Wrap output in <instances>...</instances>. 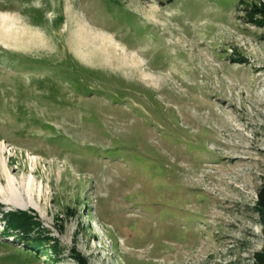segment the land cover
<instances>
[{"label": "rangeland", "instance_id": "rangeland-1", "mask_svg": "<svg viewBox=\"0 0 264 264\" xmlns=\"http://www.w3.org/2000/svg\"><path fill=\"white\" fill-rule=\"evenodd\" d=\"M263 181L264 0H0V264H253Z\"/></svg>", "mask_w": 264, "mask_h": 264}, {"label": "trees", "instance_id": "trees-1", "mask_svg": "<svg viewBox=\"0 0 264 264\" xmlns=\"http://www.w3.org/2000/svg\"><path fill=\"white\" fill-rule=\"evenodd\" d=\"M31 10H29L30 12ZM255 210L259 214L260 222L263 227L264 235V181L261 183L257 192V200L255 203ZM253 264H264V246L262 249L254 252V261Z\"/></svg>", "mask_w": 264, "mask_h": 264}, {"label": "bare ground", "instance_id": "bare-ground-1", "mask_svg": "<svg viewBox=\"0 0 264 264\" xmlns=\"http://www.w3.org/2000/svg\"><path fill=\"white\" fill-rule=\"evenodd\" d=\"M104 36V35H103ZM105 37V36H104ZM7 164V163H6ZM28 190V189H27ZM32 192V191H31ZM38 194V193H37ZM30 199V202L29 201H24V202H20L19 200L18 201H14L12 200L11 198H8V197H5V196H2V200L4 202H7V203H11V204H14L15 206H19V207H26L28 204L32 205V206H35L36 208H38V204L35 202V200L33 199V196L30 195L29 197ZM40 206V205H39Z\"/></svg>", "mask_w": 264, "mask_h": 264}]
</instances>
